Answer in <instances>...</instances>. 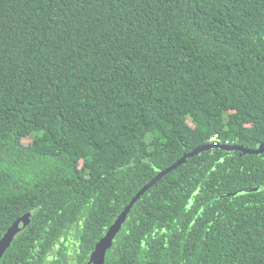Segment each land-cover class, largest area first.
I'll list each match as a JSON object with an SVG mask.
<instances>
[{
  "label": "trees",
  "instance_id": "trees-1",
  "mask_svg": "<svg viewBox=\"0 0 264 264\" xmlns=\"http://www.w3.org/2000/svg\"><path fill=\"white\" fill-rule=\"evenodd\" d=\"M225 142L264 144V0H0V264H87ZM102 264H264V153L187 159Z\"/></svg>",
  "mask_w": 264,
  "mask_h": 264
},
{
  "label": "water",
  "instance_id": "water-1",
  "mask_svg": "<svg viewBox=\"0 0 264 264\" xmlns=\"http://www.w3.org/2000/svg\"><path fill=\"white\" fill-rule=\"evenodd\" d=\"M214 147H217L221 150L225 151H237L241 152L243 154L248 155H261L264 153V144L260 145L255 150L245 149L240 146H229V145H208L202 148L195 149L193 152L185 155L183 158H181L179 161L174 163L169 168L160 171L148 184H146L129 202V204L124 208V210L121 212V214L114 220L113 224L108 228L106 233L103 235V237L98 241V243L95 246L94 252L89 258L87 264H102L104 259V254L106 250L110 247L112 244V241L115 237V235L120 230L122 224L125 222L129 212L133 208V206L141 199V197L149 191L154 185H156L164 176L170 174L172 171H174L177 167L184 164L185 161L200 152L212 149ZM27 220L23 219L20 222H17L13 224L7 232L4 234V236L0 239V260L5 253V251L9 248L11 242L15 238V236L21 232L27 225Z\"/></svg>",
  "mask_w": 264,
  "mask_h": 264
},
{
  "label": "built area",
  "instance_id": "built-area-1",
  "mask_svg": "<svg viewBox=\"0 0 264 264\" xmlns=\"http://www.w3.org/2000/svg\"><path fill=\"white\" fill-rule=\"evenodd\" d=\"M210 142H212L213 144L216 143V142L219 143V141L216 138H211ZM227 144H228L227 142L223 143V145H227Z\"/></svg>",
  "mask_w": 264,
  "mask_h": 264
},
{
  "label": "rangeland",
  "instance_id": "rangeland-1",
  "mask_svg": "<svg viewBox=\"0 0 264 264\" xmlns=\"http://www.w3.org/2000/svg\"><path fill=\"white\" fill-rule=\"evenodd\" d=\"M251 191H253V190H251Z\"/></svg>",
  "mask_w": 264,
  "mask_h": 264
}]
</instances>
